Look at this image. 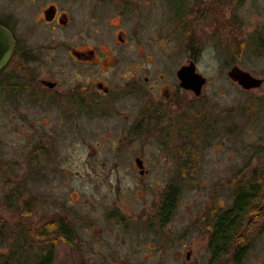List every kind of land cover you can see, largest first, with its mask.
<instances>
[{"label":"rangeland","instance_id":"374dc122","mask_svg":"<svg viewBox=\"0 0 264 264\" xmlns=\"http://www.w3.org/2000/svg\"><path fill=\"white\" fill-rule=\"evenodd\" d=\"M242 14L247 22L254 16L264 23V0H247ZM162 43L157 57L164 70L172 61L171 42L162 38ZM178 47L180 66L187 54ZM212 52L201 71L209 78L202 95L176 88L187 95L193 119L179 110L176 128L160 129L146 140L129 135L134 117L48 119L27 92L12 100L0 95V261L29 264L39 250L30 231L62 217L75 237L72 244L57 241L53 264H209L204 214L228 208L241 179L264 165V84L250 90L232 84ZM242 66L263 74L264 57L248 53ZM186 132L194 157L198 152L189 176L170 164L174 149H167L183 144ZM141 154L148 160L144 175L134 164ZM170 182L181 194L174 215L162 225L155 215ZM7 198L12 207L4 206ZM263 209L260 217H248L251 245L242 264H264Z\"/></svg>","mask_w":264,"mask_h":264},{"label":"flooded vegetation","instance_id":"af4514ba","mask_svg":"<svg viewBox=\"0 0 264 264\" xmlns=\"http://www.w3.org/2000/svg\"><path fill=\"white\" fill-rule=\"evenodd\" d=\"M245 2L0 0V25L14 41L0 70V95L12 100L25 91L48 119L134 117L129 135L146 140L160 129L176 128L179 110L191 118L189 99L176 88L195 92L181 84L180 70L189 67L200 74L204 88L209 78L201 71L210 48L228 69V80L242 88L229 75L232 68L250 72L242 66L246 55L264 57V23L255 22L254 16V21L245 20ZM162 38L171 42L167 53L172 61L164 70L157 57L164 48ZM178 46L187 54L180 66L175 62ZM252 75L264 84V73ZM191 124L189 120L184 129H192ZM189 139L186 132L183 144L167 147L175 150L170 164L195 162ZM134 164L141 175L149 172L144 154L136 156Z\"/></svg>","mask_w":264,"mask_h":264},{"label":"trees","instance_id":"16d2710c","mask_svg":"<svg viewBox=\"0 0 264 264\" xmlns=\"http://www.w3.org/2000/svg\"><path fill=\"white\" fill-rule=\"evenodd\" d=\"M136 137L137 132L133 134ZM193 149L194 147L191 146ZM185 157L187 151L180 152ZM195 154V159L197 156ZM195 162L179 165L181 174L189 176L195 171ZM194 169V171H193ZM181 188L170 182L164 189L161 201L157 207L155 218L162 225L174 215L180 198ZM10 198L5 199L4 206L10 205ZM261 207H264V168L246 176L236 185L232 194V203L228 208H211L203 216L202 222L209 234V264H242L250 249L251 240L247 233L253 227L250 217H260ZM264 210V209H263ZM30 205H25L22 214L27 216ZM264 232V220L260 226ZM30 235L35 237L34 245H38V252L34 253L29 264H53L54 248L57 241L72 244L74 241L73 227L61 218L51 219L35 227ZM18 254V253H17ZM15 256V255H14ZM16 259V258H15ZM19 263V259H16ZM0 264H14L9 260L0 261Z\"/></svg>","mask_w":264,"mask_h":264},{"label":"water","instance_id":"95a60500","mask_svg":"<svg viewBox=\"0 0 264 264\" xmlns=\"http://www.w3.org/2000/svg\"><path fill=\"white\" fill-rule=\"evenodd\" d=\"M14 46L11 33L0 25V70L9 60ZM189 67H183L180 70L181 84L189 89H193L196 95L202 92L205 79L195 71H189ZM229 75L236 80L243 89L250 90L261 86L262 79L254 77L250 72L235 66L230 71ZM137 164L143 167L142 160L137 158ZM143 172V171H142Z\"/></svg>","mask_w":264,"mask_h":264}]
</instances>
